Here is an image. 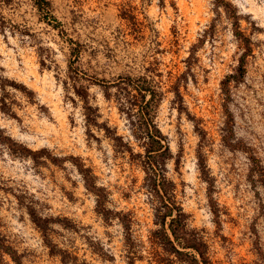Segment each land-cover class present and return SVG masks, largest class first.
<instances>
[{
	"label": "rangeland",
	"instance_id": "obj_1",
	"mask_svg": "<svg viewBox=\"0 0 264 264\" xmlns=\"http://www.w3.org/2000/svg\"><path fill=\"white\" fill-rule=\"evenodd\" d=\"M48 1L59 25L34 0H0V234L7 244L24 264H180L153 242L157 201L141 163L109 135L144 153L117 88L107 98L105 84L145 77L173 154L167 176L211 264H264V0ZM128 4L140 32L120 16ZM244 54L247 73L225 94L222 83ZM84 90L92 110L77 94ZM2 99L15 115L1 110ZM81 168L119 215L106 221L98 213ZM32 213L46 221L48 244ZM123 215L132 220L131 242Z\"/></svg>",
	"mask_w": 264,
	"mask_h": 264
},
{
	"label": "trees",
	"instance_id": "obj_2",
	"mask_svg": "<svg viewBox=\"0 0 264 264\" xmlns=\"http://www.w3.org/2000/svg\"><path fill=\"white\" fill-rule=\"evenodd\" d=\"M39 11L43 14L47 21H55L56 18L51 14L50 2L48 0H34ZM225 3L223 0H217L216 5ZM120 16L129 21L136 32H140V26L137 16L134 13V8L130 4L125 5L121 10ZM234 23L235 35L241 39L247 51L251 50L250 40L246 38L240 30L239 18L236 14L231 15ZM56 24V25H57ZM72 41V40H70ZM73 43V42H72ZM75 56L79 50H74ZM244 54L236 73L230 75L222 83L225 94H230V84L232 82H241L247 71L245 66L246 57ZM12 86L18 90L24 91L26 88L23 85L13 83ZM105 94L111 97L109 90L112 87L117 88L115 95L120 104L119 110L125 113L131 124V133L133 138L139 143L144 153H135L132 146L125 143L122 137L117 134L111 135V139L115 141L119 150H126L131 154V158L138 159L145 172V187L151 195L156 199L155 206V222L159 228L152 232L153 242H156L163 250L176 259L180 264H211L208 245L203 237L196 230L191 228L189 224V215L184 211L182 205L177 199L176 184L167 176V162L173 158L168 139L157 126L154 117V109L157 106V91L150 85L149 80L145 77L133 78L132 76L121 77L118 82L111 84L106 83ZM108 89V91H107ZM77 94L83 99L86 104L85 109L92 110L89 104L88 91H77ZM175 96L179 102H182V96L178 89H175ZM1 110L9 116L15 115L10 103L6 99L1 100ZM107 132H111L110 128H106ZM258 169V167H257ZM204 171V170H203ZM81 172L85 178V182L89 190L97 196V211L101 214L104 220L108 221L113 216L119 215L107 208V195L103 188H98L96 184L91 182V172L81 168ZM204 174V172H203ZM31 217L35 224L45 234L46 240L48 237V226L45 225L43 219L37 217V214L32 213ZM123 224L126 240L132 241L131 226L132 220L128 215L119 217ZM47 240V244H48ZM50 245V244H49ZM52 248V247H51ZM9 256L14 264H24L21 255L18 254L0 234V264H9L4 258ZM171 262H175L171 260ZM129 264H135L134 259H131Z\"/></svg>",
	"mask_w": 264,
	"mask_h": 264
}]
</instances>
